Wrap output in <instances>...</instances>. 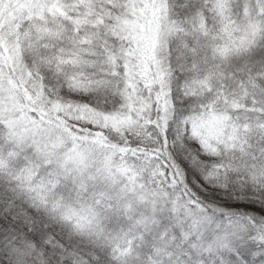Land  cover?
<instances>
[{
  "label": "snow or ice",
  "instance_id": "6c2138e0",
  "mask_svg": "<svg viewBox=\"0 0 264 264\" xmlns=\"http://www.w3.org/2000/svg\"><path fill=\"white\" fill-rule=\"evenodd\" d=\"M0 264H264V0H0Z\"/></svg>",
  "mask_w": 264,
  "mask_h": 264
}]
</instances>
